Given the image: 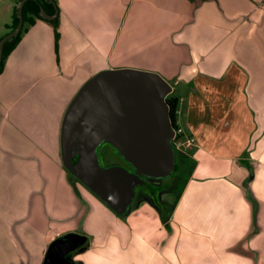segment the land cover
<instances>
[{
    "label": "crops",
    "instance_id": "1",
    "mask_svg": "<svg viewBox=\"0 0 264 264\" xmlns=\"http://www.w3.org/2000/svg\"><path fill=\"white\" fill-rule=\"evenodd\" d=\"M20 1L0 0V39ZM53 1L56 45L36 20L0 72V264H41L68 233L87 238L76 264H264V0ZM117 69L168 82L194 140L168 212L118 216L60 162L73 97Z\"/></svg>",
    "mask_w": 264,
    "mask_h": 264
},
{
    "label": "water",
    "instance_id": "2",
    "mask_svg": "<svg viewBox=\"0 0 264 264\" xmlns=\"http://www.w3.org/2000/svg\"><path fill=\"white\" fill-rule=\"evenodd\" d=\"M26 1L16 7L18 25L0 39V62L5 43L22 29ZM48 1L55 12L48 15L41 9V17L51 20L58 12L54 1ZM171 91L170 84L154 72L106 70L88 79L65 111L59 135L62 166L117 215L127 214L137 185L174 172L176 151L166 103ZM103 144L110 145L132 172L115 164L103 166L97 155ZM86 241L76 233L52 240L41 264H73L69 254L81 251Z\"/></svg>",
    "mask_w": 264,
    "mask_h": 264
},
{
    "label": "trees",
    "instance_id": "3",
    "mask_svg": "<svg viewBox=\"0 0 264 264\" xmlns=\"http://www.w3.org/2000/svg\"><path fill=\"white\" fill-rule=\"evenodd\" d=\"M189 1H192V0H189ZM41 9H43L45 11V13L48 14V15H53L54 12H55V7L48 0H27L25 2L24 6H23V10H22V14H23V26H22V29L18 33V35L15 36L11 41L5 43V45L3 47L2 59H1V62H0V72H1L2 67L4 65V60L9 56V54L13 51L15 46L18 44V42H19V40L21 38L22 32H24L26 30V28H28L29 26H32L36 22V20L45 21V22H48V23H50L52 25L53 30H54V43L56 45L57 39H58V33H57V30H56L57 29V25H58V18H57V16L54 17L51 20H46V19L42 18L41 17ZM17 25H18L17 9H16V7H14V11H13V15H12V21H11V24L9 26H7V29L11 31ZM166 103H167L168 108H169V115H170V119H171V122H172V126L175 127L177 99L175 97H173V96H168L166 98ZM104 147H106L108 149V151L105 153L104 156H102L100 163L102 165L105 164L103 166L114 165L115 164L114 157L109 153V149L113 150L115 152L116 156H118L117 152L110 145L104 144ZM182 155H184V154L176 151V161H175L176 165H175L174 171L179 170L178 171L179 174L181 176L185 177V173H186L185 169L189 167V162ZM66 174L73 181L78 182L67 171H66ZM246 195H247L248 200L251 201L252 204H253L252 198H251L248 190H246ZM99 202L102 203L107 209H109L103 202H101L100 200H99ZM109 210L111 211V209H109ZM157 210L160 213L162 211L161 207H158ZM86 244H87V242H86Z\"/></svg>",
    "mask_w": 264,
    "mask_h": 264
},
{
    "label": "flooded vegetation",
    "instance_id": "4",
    "mask_svg": "<svg viewBox=\"0 0 264 264\" xmlns=\"http://www.w3.org/2000/svg\"><path fill=\"white\" fill-rule=\"evenodd\" d=\"M107 151H108V149L106 147H104V144L98 147L97 155H98V158H99L100 162H101L102 156H104ZM109 153L114 157V162L115 163L117 162L119 166L123 167L124 169H126L129 172H132V169L129 167V165H127L118 156H116L115 155V152L113 150L109 149ZM116 159H117V161H116ZM60 162H61V158H60ZM77 184H79L80 186H83L79 182H77ZM161 187L162 186L160 184H152V183L150 184L149 182H145V181H143V183L141 185H137L136 188H135V197H134V200H133V203H132V206L134 205L133 206L134 209H137L138 207H140L141 205H144V204H148L152 208L154 206H156L155 208L158 209V206L156 204L160 203V201L162 199L161 198L162 197L161 192H163V191H161L162 190ZM84 189L90 195H92L94 198H96L98 200V198L94 194H92L87 188L84 187ZM171 189H173V188H167V189H165L166 194L172 193L171 191H173V190H171ZM158 193H160V194H158ZM138 198H139V200H138ZM137 200H138V202H137ZM120 216H122V215H120ZM78 251H79V249H76L75 251H73L68 256L69 259L72 261L73 264H76L77 263L75 257L78 254Z\"/></svg>",
    "mask_w": 264,
    "mask_h": 264
},
{
    "label": "rangeland",
    "instance_id": "5",
    "mask_svg": "<svg viewBox=\"0 0 264 264\" xmlns=\"http://www.w3.org/2000/svg\"><path fill=\"white\" fill-rule=\"evenodd\" d=\"M168 96H170V95H168ZM116 161H117V159H116ZM103 165H105V164H103ZM115 165H118V163L116 162ZM178 171L179 170L174 171L172 175H170L169 177L162 179L160 181H153V180L148 181L150 184L151 183L152 184H160L162 186L161 187V189H162L161 191H163V192H161V194H162L161 198L162 199H161L160 203L156 204L158 207H161V210H162L161 213L168 212L170 210L173 201L175 200L177 194L180 192V190L182 189V187L184 185L185 177L181 176ZM68 178H69L70 182H73V180L70 177H68ZM75 183H77V182H75ZM75 188L77 190V187H75ZM167 188H173V189H171V190H173V191H171L172 193L166 194L165 189H167ZM78 189L85 190L83 186L78 187ZM158 194H160V193H158ZM138 200H139V198H138ZM138 200H137V202H138ZM133 206H130V209L127 212V214H129L134 209ZM153 209H156L155 206L153 207ZM0 214H2V213H0ZM118 216H120V215H118Z\"/></svg>",
    "mask_w": 264,
    "mask_h": 264
},
{
    "label": "built area",
    "instance_id": "6",
    "mask_svg": "<svg viewBox=\"0 0 264 264\" xmlns=\"http://www.w3.org/2000/svg\"><path fill=\"white\" fill-rule=\"evenodd\" d=\"M171 145L175 151L180 153H185L194 146L193 138L184 134L182 127L177 121H175V127H173Z\"/></svg>",
    "mask_w": 264,
    "mask_h": 264
}]
</instances>
